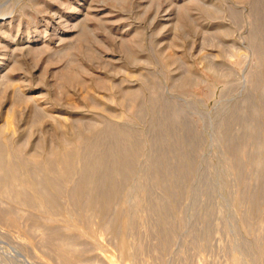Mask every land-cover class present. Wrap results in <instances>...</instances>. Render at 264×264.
<instances>
[{
	"label": "rangeland",
	"instance_id": "1",
	"mask_svg": "<svg viewBox=\"0 0 264 264\" xmlns=\"http://www.w3.org/2000/svg\"><path fill=\"white\" fill-rule=\"evenodd\" d=\"M0 264H264V0H0Z\"/></svg>",
	"mask_w": 264,
	"mask_h": 264
},
{
	"label": "bare ground",
	"instance_id": "2",
	"mask_svg": "<svg viewBox=\"0 0 264 264\" xmlns=\"http://www.w3.org/2000/svg\"><path fill=\"white\" fill-rule=\"evenodd\" d=\"M108 156V155H107ZM121 157V156H120ZM122 158V157H121ZM68 158L65 160V169L67 170L68 169V166H69V164H68ZM123 160V159H122ZM97 165L98 166H101V161H98L97 162ZM123 165V164H122ZM121 166V165H120ZM123 169H124V171H125V173L126 172H128V169H129V165L127 164V163H125V165L123 166ZM8 170V172H9V176L12 178V180H16L18 177H17V175L15 174V172L13 171V170H11V169H7ZM100 170V169H99ZM120 170V169H119ZM66 172V171H65ZM124 175H126V174H124ZM103 177V176H102ZM108 179H109V173H104V179L102 178V181L103 182H105V181H108ZM109 184V183H108ZM53 186V184L52 185H50V187H52ZM108 186L109 185H107V188H106V190H108ZM80 187H81V184H80ZM79 187V188H80ZM102 189V188H101ZM48 191V190H47ZM46 191V192H47ZM80 191H81V189H78V193H80ZM83 191V190H82ZM106 193V192H105ZM109 193H110V191H109ZM109 193H108V195H109ZM42 195H43V198L45 199V201H47V202H50L49 200H48V198H46V196H45V194H43L42 193ZM108 195H103V198H105V200L106 199H108L107 197H109ZM96 197V196H95ZM95 199H97V198H95ZM96 202V201H95ZM49 204H51V202L49 203ZM53 204V203H52ZM51 204V205H52ZM103 204V203H102Z\"/></svg>",
	"mask_w": 264,
	"mask_h": 264
}]
</instances>
